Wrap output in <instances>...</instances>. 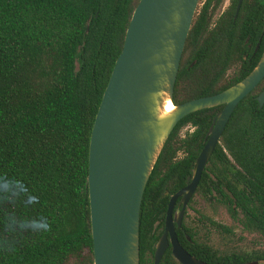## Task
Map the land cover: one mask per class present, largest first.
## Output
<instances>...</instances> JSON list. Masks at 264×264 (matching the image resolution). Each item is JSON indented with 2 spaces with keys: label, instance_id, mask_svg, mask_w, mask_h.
I'll return each instance as SVG.
<instances>
[{
  "label": "trees",
  "instance_id": "trees-1",
  "mask_svg": "<svg viewBox=\"0 0 264 264\" xmlns=\"http://www.w3.org/2000/svg\"><path fill=\"white\" fill-rule=\"evenodd\" d=\"M138 1L0 0V264H94L90 135ZM219 1L206 0L195 12L174 104L220 92L260 58L264 1H245L235 20L231 14L209 27ZM230 65L234 72L226 75ZM263 86L264 80L235 107L192 199H218L264 240V105L254 98ZM221 108L183 117L162 148L141 202L140 264H154L170 195L186 185ZM197 258L264 263V247L220 250L197 229ZM158 264L179 263L168 249Z\"/></svg>",
  "mask_w": 264,
  "mask_h": 264
},
{
  "label": "water",
  "instance_id": "water-1",
  "mask_svg": "<svg viewBox=\"0 0 264 264\" xmlns=\"http://www.w3.org/2000/svg\"><path fill=\"white\" fill-rule=\"evenodd\" d=\"M198 3L139 0L131 14L89 141L87 187L94 264H140L141 202L162 148L183 117L223 105L208 130L187 184L170 195L164 231L154 251V264L159 263L169 242L179 263L209 264L181 247L174 224L180 226L186 204L235 107L264 77V51L255 67L233 85L174 104V85ZM256 98L261 107L264 89ZM178 198L182 207L175 210Z\"/></svg>",
  "mask_w": 264,
  "mask_h": 264
},
{
  "label": "rangeland",
  "instance_id": "rangeland-1",
  "mask_svg": "<svg viewBox=\"0 0 264 264\" xmlns=\"http://www.w3.org/2000/svg\"><path fill=\"white\" fill-rule=\"evenodd\" d=\"M187 129L184 128L181 134ZM186 222L195 225L200 235L208 239L210 243L220 250H244L262 249L263 238L253 231L243 228L242 216L233 218L226 206L218 199L207 201L198 194L192 199L191 207L186 209ZM206 219L219 223L222 227L211 226ZM204 224H202V223Z\"/></svg>",
  "mask_w": 264,
  "mask_h": 264
},
{
  "label": "flooded vegetation",
  "instance_id": "flooded-vegetation-1",
  "mask_svg": "<svg viewBox=\"0 0 264 264\" xmlns=\"http://www.w3.org/2000/svg\"><path fill=\"white\" fill-rule=\"evenodd\" d=\"M249 2V0H220L219 1V3L216 5V7L214 8V10H213V12H212V16H211V18H210V20H209V23H208V25H209V27H213V28H217L218 26H221L222 25V22H223V20H222V17H225L227 20H228V17L231 15V14H233V20H235V18L237 17V14L239 13V11H240V8H241V6H242V4H243V2ZM253 1H256V0H253ZM259 2L260 1H264V0H258ZM206 2V0H199V3H198V6H197V9L199 8V7H201L202 5H204V3ZM213 6V5H212ZM212 8V7H211ZM196 9V10H197ZM213 9V8H212ZM255 12H256V14L258 15V9H255ZM263 28H264V26H263ZM259 42H260V39H259ZM259 48V43L256 45V48H255V50H257ZM263 51H264V48H263V50H262V53H263ZM262 53H261V55H260V57L262 56ZM260 59V58H259ZM259 59H258V61H259ZM257 61V62H258ZM257 64V63H256ZM255 64V65H256ZM255 65H254V67H255ZM253 67V68H254ZM252 68V69H253ZM251 69V70H252ZM250 70V71H251ZM249 71V72H250ZM234 72V66L233 65H230L227 69H226V72H225V74L226 75H228V74H231V73H233ZM248 72V73H249ZM247 73V74H248ZM246 74V75H247ZM245 75V76H246ZM244 76V77H245ZM243 78V77H242ZM241 80V79H240ZM262 80H264V77L261 79V81ZM260 81V82H261ZM260 82L252 89V90H254L259 84H260ZM233 85V84H232ZM264 89V86L262 87V89L258 92V93H256L255 95H254V98H255V101H257V96L262 92V90ZM252 90L250 91V92H252ZM249 92V93H250ZM248 93V94H249ZM247 94V95H248ZM246 95V96H247ZM257 103H258V101H257ZM264 105V104H263ZM262 105V106H263ZM222 106V108H223V105H221ZM261 106V107H262ZM258 107H260L259 106V103H258ZM260 107V108H261ZM221 108V109H222ZM220 111V110H219ZM216 116V115H215ZM230 118V117H229ZM215 119V118H214ZM214 121V120H213ZM210 128V127H209ZM187 182V181H186ZM187 184V183H186ZM198 187V186H197ZM181 189V188H180ZM175 193V192H174ZM195 193V192H194ZM194 195V194H193ZM192 195V196H193ZM192 196H191V198L189 199V201L187 202V204H186V207H185V211H184V214H183V218H182V221H181V224H180V226H177L176 225V223L174 224V229H175V234H176V237H177V240H178V242H179V244L181 245V247L186 251V252H188L191 256H193L194 258H196V259H198L197 258V229H196V226L195 225H191V224H188L187 222H186V214H187V212H186V209L187 208H190L191 207V202H192ZM170 199V198H169ZM180 199L181 198H178L177 199V201H176V203H175V210L176 209H181V207H182V205H181V202H180ZM165 221V220H164ZM179 229L180 231H179V234H177L176 233V229ZM164 231V230H163ZM162 235V234H161ZM160 235V236H161ZM160 238V237H159ZM158 238V239H159ZM158 241V240H157ZM156 241V242H157ZM156 244V243H155ZM169 249V251H170V253L172 254V246H171V244H170V242H169V245H168V247L166 248V250H165V252L167 251ZM154 251H155V246H154ZM164 252V253H165ZM164 255V254H163ZM162 255V256H163ZM172 256H173V254H172ZM162 258V257H161ZM173 258L175 259V257L173 256ZM153 259H154V252H153ZM161 260V259H160ZM176 260V259H175ZM200 260V259H199ZM177 261V260H176ZM201 261H203V260H201ZM254 261V260H253ZM255 261H257V260H255ZM160 262V261H159ZM178 262V261H177ZM203 262H205V261H203ZM245 262H247V261H245ZM258 262H260V261H258ZM179 263V262H178ZM207 263V262H206ZM239 263H243V262H239ZM260 263H263V262H260ZM179 264H181V263H179ZM209 264H218V263H209ZM235 264H237V263H235Z\"/></svg>",
  "mask_w": 264,
  "mask_h": 264
},
{
  "label": "bare ground",
  "instance_id": "bare-ground-1",
  "mask_svg": "<svg viewBox=\"0 0 264 264\" xmlns=\"http://www.w3.org/2000/svg\"><path fill=\"white\" fill-rule=\"evenodd\" d=\"M167 108H168V109L172 108V105L169 104V105L167 106Z\"/></svg>",
  "mask_w": 264,
  "mask_h": 264
}]
</instances>
